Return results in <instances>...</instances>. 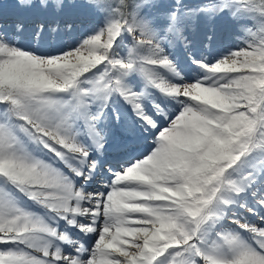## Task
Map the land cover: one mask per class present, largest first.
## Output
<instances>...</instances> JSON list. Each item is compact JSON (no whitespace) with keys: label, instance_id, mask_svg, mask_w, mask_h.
<instances>
[{"label":"snow or ice","instance_id":"6c2138e0","mask_svg":"<svg viewBox=\"0 0 264 264\" xmlns=\"http://www.w3.org/2000/svg\"><path fill=\"white\" fill-rule=\"evenodd\" d=\"M87 2L106 13L103 27L57 55L18 47L0 26V264H264V0L186 10L253 21L244 47L215 62L193 58L203 71L195 81L183 80L167 51L189 43L182 0L166 29L145 14L157 0ZM132 73L146 78L143 90L128 82ZM151 87L179 112L157 103ZM114 95L155 147L119 171L108 167L107 180L88 191L107 143L97 127L105 113L92 102L108 108ZM22 196L52 211L40 217ZM73 230L95 234V243Z\"/></svg>","mask_w":264,"mask_h":264},{"label":"rangeland","instance_id":"374dc122","mask_svg":"<svg viewBox=\"0 0 264 264\" xmlns=\"http://www.w3.org/2000/svg\"><path fill=\"white\" fill-rule=\"evenodd\" d=\"M47 2L49 3L47 7H43L40 0H35L34 4L30 7H23L19 5L18 0H0V26H2V30L9 39L16 42L18 47L27 51H34L38 55H57L62 51L66 52L75 48L81 40L92 34L95 27H103L106 13L96 10L87 0H47ZM205 2L206 0H182L185 6L181 9V14L184 16L183 31L189 43L187 47H185L182 42H178L183 44L181 46L182 49L180 48L178 52L172 49L173 46L176 45L171 44L167 46V51L173 58L177 70L183 76L184 81H195L203 77V71L200 67L197 64L189 63V61L186 62L183 55L184 52L193 58H200V52H195V49L190 45L192 42L191 36H193L197 30L195 26L198 23L202 22L200 27L203 29H201V32L204 34V38H206L203 39L205 42L208 40V37L214 34V29L220 26L223 30L222 33H226L229 37V40L223 47H219L216 50L213 49L212 51L210 50V52L206 54H204V51H201V54L204 55L209 62H215L229 51L244 47L246 40H248V33L244 29L253 27V21L250 18L242 16L240 19H236L233 18L230 12L221 13L219 16L209 20L203 13L193 16L186 11L187 9H196ZM54 3L61 4L59 10L55 9ZM176 7V0H157L156 7L146 8L145 14L148 15L149 18L156 17L154 21L156 27L166 29L169 24L167 14L176 10ZM17 24L22 25V29L19 31L16 29ZM41 25H43V30H41ZM57 32L60 33L62 41H65L63 45L55 46L54 44L56 37L59 35ZM204 41L201 42V48L204 45ZM123 43L124 45L130 46L131 38L127 37ZM119 51L122 56L125 55V49L123 47L119 49ZM193 58H191V60H193ZM162 74L175 83L181 82L167 70H162ZM127 80L135 86L137 91L143 90L147 83L146 78L140 73L130 74ZM148 91L150 95H154L157 98V103L164 100L169 113L179 112L180 106L176 101L165 100L164 94L154 87L149 88ZM97 101L98 100H94L92 102V111ZM120 101L123 102L121 103ZM122 104L131 106L119 95H114L108 107L113 111V114H118ZM3 107V105H0V108ZM0 116H2V113H0ZM78 124L82 127V122H78ZM141 129L142 128H138V132H140L137 133L139 135L138 141L134 143L129 142L133 138L131 132L121 131L120 138L122 142H125V147L120 151L121 154L117 155V162L115 164L118 166L114 167L108 159L107 161L104 160L105 155L100 156L101 169L98 170L93 180L90 181L92 184L87 186L86 190H96L100 187L101 182L107 180L109 175L107 173L108 167H112L116 171H119L121 167H126L132 161L143 158L146 154H149L150 151L154 150L155 145L153 144V136L149 132L142 131ZM144 134L146 137L142 138ZM81 139L86 143L91 142L90 138L86 135H82ZM108 143L109 139H107L106 144ZM130 144L134 147H130ZM37 155L41 159L46 158L43 154L37 153ZM57 166L59 167V165ZM103 173H106L107 176L102 175ZM22 200L30 211L40 217H45L47 212L52 211L51 209H46L44 206L34 203L26 197L22 196ZM248 202L251 205L252 199L249 198ZM237 211L242 215H248L242 208H238ZM249 219H253V217L249 216ZM72 234L74 238H80L89 247L95 243V234L85 236L77 230H73ZM65 250H68L67 245H65Z\"/></svg>","mask_w":264,"mask_h":264},{"label":"bare ground","instance_id":"6f19581e","mask_svg":"<svg viewBox=\"0 0 264 264\" xmlns=\"http://www.w3.org/2000/svg\"><path fill=\"white\" fill-rule=\"evenodd\" d=\"M201 23H198L195 26V27H197V30L195 31L193 36H191L192 42L190 45L192 46L193 49H195V52L199 51L200 52L199 57L201 59H204L205 56L201 54V51H204V54H206L207 52H210V50L212 51L213 49L216 50L219 47H223V45L229 40V37L226 33H222L223 30H222V28H220L221 27L220 26V27H216L214 29V31H215L214 34L212 36H210L212 38L211 41H209V37H208L207 38L208 40L205 42L203 39H206V38H204V34L201 32V29H202L200 27ZM57 33L59 35L56 37L54 44H55V46L63 45L65 43V41L64 40L62 41L60 33L59 32H57ZM202 41H204V45L201 48V42ZM173 45H176V46H173L172 49L175 52L176 51L178 52V50L180 48L182 49L181 46L183 44L175 42ZM183 55H184V60L186 62L189 61V63H193V62H190V61H192L191 60V58H193L192 56H188L184 52H183ZM120 102L122 103L123 101H120ZM94 106L95 107L93 108V112H99V111L103 110L105 113V117L102 118L101 121L98 123L99 124L98 128L106 131L107 132L106 139H109V143L105 144V151L103 153V155H105L104 160L107 161V159H108V161L112 164V166H114V167L118 166L117 164H115L117 162V155H120L121 154L120 151L125 147V142L124 141L122 142V139L120 138L121 131L123 130L125 132L126 131L131 132L133 134V138L129 142L134 143V142L138 141L139 135L137 133H140V132H138L139 131L138 128H142V126L136 123L137 118L135 117V113L132 111L131 106L124 105V104L121 105L122 107L119 109V113H118L120 116L119 120L116 119L117 114H115V113L113 114V111L110 110L109 107L108 108L103 107L104 101L98 100L94 104ZM145 134L143 135L142 138L146 137ZM130 147H134V146H132V144H130ZM93 155L96 156L97 154L93 153ZM98 158L100 159V156ZM121 160H122V158H121ZM102 175L107 176L106 173L105 174L103 173ZM77 183H82V180L78 179ZM90 184H92V182L89 181L88 184L85 185V188L87 186H89Z\"/></svg>","mask_w":264,"mask_h":264}]
</instances>
